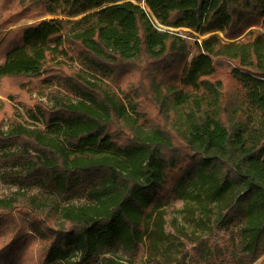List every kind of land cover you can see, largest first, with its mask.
I'll return each instance as SVG.
<instances>
[{
	"label": "trees",
	"instance_id": "1",
	"mask_svg": "<svg viewBox=\"0 0 264 264\" xmlns=\"http://www.w3.org/2000/svg\"><path fill=\"white\" fill-rule=\"evenodd\" d=\"M0 149V264H139L181 199L240 225L192 256L254 264L264 0H1Z\"/></svg>",
	"mask_w": 264,
	"mask_h": 264
},
{
	"label": "rangeland",
	"instance_id": "2",
	"mask_svg": "<svg viewBox=\"0 0 264 264\" xmlns=\"http://www.w3.org/2000/svg\"><path fill=\"white\" fill-rule=\"evenodd\" d=\"M52 17L54 16L46 15L42 18ZM28 22H30V20L23 21L22 24ZM14 27L15 26L9 28L6 33ZM171 30L181 31V34L183 36H187L186 33L190 31L186 28H171ZM211 34L213 33H210L208 35ZM206 36L207 35L199 36V38L203 39ZM1 151L2 150L0 149V152ZM2 169L3 167L0 166V172L2 171ZM16 188L17 186L14 185L0 183L1 193H6L9 190H14ZM38 191V188L32 189V192L34 193H37ZM84 201V198H75L74 200H72V202L76 204L82 203ZM194 205L195 203L193 201H186L181 199L166 204L163 207V209H165L164 222L166 232H161L153 224L151 225L150 235L146 240L147 250L140 257L138 261L139 264H146L149 259L157 260L161 264H204L202 258H199V256H192L193 251H191L192 247H190L189 243L187 242V236L190 237L189 241H193L195 243H198L201 240H205L209 244H216L220 246L234 244L240 239V235L238 233L240 225H231L228 228L224 227L219 231L214 232L212 230V227L215 224L214 217L211 218L208 224L204 222V225H198L197 220L199 219V216L197 215V210H194V208H192ZM262 262H264V255L259 258L254 264H261Z\"/></svg>",
	"mask_w": 264,
	"mask_h": 264
},
{
	"label": "built area",
	"instance_id": "3",
	"mask_svg": "<svg viewBox=\"0 0 264 264\" xmlns=\"http://www.w3.org/2000/svg\"><path fill=\"white\" fill-rule=\"evenodd\" d=\"M157 27H158V29L159 30H164V29H168V27H165L164 25H162V24H157ZM171 29V28H170Z\"/></svg>",
	"mask_w": 264,
	"mask_h": 264
}]
</instances>
